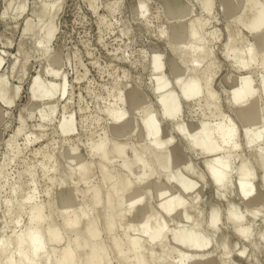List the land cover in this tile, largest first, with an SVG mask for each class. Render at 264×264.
Wrapping results in <instances>:
<instances>
[{"label":"bare ground","instance_id":"obj_1","mask_svg":"<svg viewBox=\"0 0 264 264\" xmlns=\"http://www.w3.org/2000/svg\"><path fill=\"white\" fill-rule=\"evenodd\" d=\"M3 1L0 18L9 20L12 33L17 30L14 21L26 10L47 18L56 3V0ZM86 1L90 9L98 8V0ZM159 1L166 15L176 19L177 25L170 26L173 29L170 37L179 46L171 48L174 54L169 56L166 67L160 68L161 57H155L154 70L148 77L149 93L131 81H125L130 84L124 83V88H116L113 102L106 105L111 121L98 132L96 139L90 137L85 144L70 145L73 142L65 143L61 137L62 143L56 147L55 141L46 138V129L57 113L61 114L55 133L64 136L76 129L73 113L67 114L66 105L58 103L67 92L62 65L69 56L65 58L59 50L47 46L53 28L47 27L34 41L32 51L19 41L20 58L0 50V102L7 107L17 104L30 77L33 65L29 57L35 52L46 53V62L40 63L31 78L28 101L19 108V125L6 140L0 131V142L6 147L0 160V264H223L221 257L236 247V237L218 229L219 208L204 203L203 184L211 180L213 185L223 186L230 179L228 183L235 182L239 195H244L241 190L246 177L255 171L241 154H235L237 145L229 146L234 142L231 139L237 125L219 121L214 125L196 124L177 118L183 101L195 98L201 109L208 110L201 111L204 117L220 115L218 88L215 90L213 82L221 76L222 72L218 75L217 72L223 65L216 61L209 44V38H216L218 31L207 29V19L197 15L189 1ZM219 1L224 13L239 17L237 23L241 28L226 37L224 52L231 61V72L221 76L220 84L230 92L233 102L242 95L248 96L249 100L236 111V116L244 135L259 141L264 119L254 95L260 88L264 92V0H241L234 5L228 4L229 0ZM119 2L108 0L104 7L113 11ZM129 3L133 16L135 12L142 17L147 14L146 0H129ZM201 4L207 13L213 6L212 0H201ZM235 53L247 54L248 60L237 59ZM3 55L11 56L8 73L1 71ZM242 69L249 70L247 76L238 75ZM252 69L261 73L258 75L261 82H255ZM47 70L53 73L54 81L44 78ZM10 78L17 83L10 82ZM151 96L154 101L150 100ZM6 115L0 105V125ZM33 116L38 117V123L27 126L26 119ZM229 117L227 123H233L234 119ZM167 119L172 121L170 128L161 125ZM256 124L261 128L249 129ZM174 133L195 153L200 167L193 162L180 166ZM39 140L45 143L30 150L34 161H28L24 151ZM251 156L259 169H256L258 178L264 183V149L252 151ZM17 160L22 167L13 170L11 165ZM37 170L45 185L41 190ZM233 170L236 172L229 177ZM221 198L227 205L229 221L243 217L232 203L230 192ZM245 203L250 204L247 200ZM205 212L208 215L203 221ZM261 213V207L251 210L255 217ZM244 226L239 234L246 238L249 227ZM208 228L213 233L209 234ZM216 240L220 241L218 255L201 250Z\"/></svg>","mask_w":264,"mask_h":264},{"label":"rangeland","instance_id":"obj_2","mask_svg":"<svg viewBox=\"0 0 264 264\" xmlns=\"http://www.w3.org/2000/svg\"><path fill=\"white\" fill-rule=\"evenodd\" d=\"M98 1L100 2L101 0ZM98 1V8L96 10H92L90 9L89 3L86 0H56V3L54 6H52L50 14L47 18H40L36 13L32 14L30 10H26L20 17H18L14 21L17 24V30L14 33L9 30V20H2L0 18L1 51H6L8 52V54H14L20 58V56L17 54V44L19 43V41L23 42L26 49L32 51L34 49V41L39 39V37L45 33L47 27H52L54 32L51 39L48 41L47 46L49 47V49L52 48L59 50L63 57L65 56V58L66 55L69 56L68 59H65L62 65V70L65 74V80L67 82L68 93L66 92V94L63 96L64 98H59L58 103L59 105H66L67 114L73 113L76 129L73 133L69 135L66 134L64 136L60 135L59 133H55V124L57 123L56 121H58L61 114L57 113L53 117V120H55L52 122V125L46 129V138L49 139L52 143L55 141L54 143L57 144L55 145L56 147H58L60 143H62L61 140H59L61 139V137L65 143L69 144L70 142H73L70 143V145L78 143L85 144L87 139H89L90 137L96 139L98 132L100 134L102 128H104V126H107L111 121V118H109V115L107 113L106 105L108 106V103L113 102V95H117V89L122 87L124 88L126 83L130 84L125 81H131V84L134 82V85L140 87L141 89L143 88L142 90L144 92L149 93L150 90L148 87V77L154 70L153 61L155 57H161L160 68L166 67L165 65H167L168 63V58L173 53L171 48L175 49L179 46L178 42L172 41L170 37L173 31V29H170V26L177 25L176 19L166 15L165 7L162 3H160L159 0H146L147 14H145L143 17L138 16L139 14H137L136 12L133 16L129 0H120L119 4L117 5L118 7H116L113 11H109L104 7L105 3H107L108 0H102V2H100L101 5ZM110 1L113 2L114 0H109V2ZM181 1H189L197 15H199L201 18L207 19L206 26L208 27V30L215 29L216 31H218V35L216 38H209L211 51L216 57L214 58L217 59L216 61H219L218 63L220 65H223L221 71L219 69L220 72L217 70V75L222 72L223 75L221 73V76H224V74H226L227 72H231V70L229 69V64L231 61H229L230 59L227 53L224 52L225 43L228 33L236 30L240 31V24L237 23V19L239 17L237 15L224 13L223 7L219 0H212L213 6L210 9L209 13H207V11L202 6L201 0ZM240 1L241 0H229L228 4L234 5ZM3 3L4 1L0 0V11L3 8ZM139 18L141 21L139 20ZM144 23H146V25H144ZM124 28H127V31H121V29L123 30ZM120 31L123 33H121ZM247 38H249V42H252L250 35H247ZM235 54L237 55V59L242 58L243 61L248 60L247 54ZM44 56H46V53L44 55H41L35 52L29 57L28 60L33 65V67L30 71V77L23 85L21 95L19 100L17 101V104L12 107H7L0 102V105L7 113L3 124L0 125V131L3 134L4 140H6L11 131L19 125V108L28 101L31 78L36 75V71L39 69L40 63L46 62ZM3 58L4 61L2 63L1 71H6V73H8L11 56L3 55ZM81 63L83 65L79 66V64ZM110 67H113L114 69ZM242 70L239 71L238 75L240 77L247 76L249 70ZM47 71L48 72L45 73L44 78L48 81H54V75L51 70ZM253 71L255 70L252 69V72ZM114 74L116 75V77L114 76ZM123 74L125 75V77ZM260 74L261 73L258 72L257 69L255 73L253 72L252 74L253 79L256 83L261 82V76H258ZM128 75L131 76L129 77V79L127 77ZM113 76L114 78H112ZM122 76L125 79H122ZM221 76L218 75L216 79L218 83L216 80H214L213 82L216 89L212 84L215 90H217L218 88L217 93L220 106L219 110L221 109L219 116H215V118L212 116L211 118L213 119H211L207 114L204 117V115L202 114L203 111L205 110V112L207 113L208 110L206 107H203L202 110L201 106H199L198 104V99L195 98L194 100H186L187 102L183 101L182 112L177 118L183 120L186 119L187 121H192V123L196 124L201 122H210V125L212 123V125H214L219 121L220 123L226 125H237L236 127L238 129L231 139V141L234 139V142L229 143V146L235 144L239 147L235 151V154H241L245 158V161L249 163V165H252V167L254 166L253 168L255 174L246 177V183L245 185H243V188L241 190L242 192H244V195L242 196L239 195L240 191L236 187L235 182L228 183L230 179L225 182V186L213 185L211 180L207 179L208 181H210V183L205 180L206 182H204L203 184V201H205L204 203L206 204L217 206L219 208L220 224L218 229L223 230L226 235L235 236L237 239L236 247L228 254L221 257L222 263L264 264V183L260 180V178H258L259 175L257 170L259 169L254 163V160L251 156L252 151L256 152L262 151L264 149V132H261V138L259 139V141L252 140L249 134L244 135V130H242L243 128L239 120L237 119L236 111L240 107L245 106V103L249 100V98L247 95H242L239 98L233 99V102L230 92H226V88L220 84ZM58 79L59 78L56 77V81H58ZM139 79H142L144 81L141 82L139 81ZM9 81L17 83V81L12 78H10ZM143 82L146 83L142 84ZM114 83L116 84V86L113 85ZM111 87L115 89L111 90ZM111 95L112 97H110ZM254 96H256L258 99V106L262 110V117L264 119L263 90L261 88L258 89ZM153 99L154 97L151 96L150 100L154 101L155 99ZM200 105H204L203 102H201ZM103 106H105L106 109ZM229 116L234 119L233 123L230 121H228L227 123V120L230 119ZM80 119L82 121L79 122ZM167 120H165V122H162L161 125L165 128H170L171 120ZM37 123V116L26 119L27 126L36 125ZM259 128H261V125L258 124L249 127L250 130H256ZM92 133L94 136L92 135ZM174 134V144L178 145L177 156L180 160V166H184L188 162H193L199 165V162L196 161L198 157L195 155V153H193L192 151L190 152V150L187 149L186 143L181 140V137H177V133ZM66 139L68 140V142L66 141ZM44 143L45 141L42 140L36 141L35 144L32 143L29 148H27L26 152L24 151V157H27L28 159H26L28 161H34L30 150L34 147L37 148V145L40 146ZM0 150L1 160V158H3V155L6 153V147L2 142H0ZM195 156L197 157V159H195ZM30 157L32 159H30ZM11 167L13 170L21 169L22 163L20 160H17L15 164L11 165ZM202 168L203 167L201 166V169ZM202 170L205 171L204 169ZM38 172L39 171L37 170V177L39 180L38 188L39 190H41L44 189L45 185L41 180L40 173ZM232 172L233 174L231 173L232 175L230 174L229 177L233 176L236 171L233 170ZM94 179L95 177L93 178V180ZM40 183L42 184L40 185ZM227 191L231 193L232 203L243 215L241 219L235 221L228 220L227 205L221 198V196L226 194ZM2 196H4V194ZM245 200H247L250 204L248 205L247 203H245ZM210 205L206 206L207 211L209 210ZM255 207L263 208V213H261L258 217H255L251 214V210ZM207 215L208 213L205 212L203 221L207 219ZM203 221L202 223H204ZM244 225H247L249 227V233L246 238L239 234V230L242 229ZM207 230L209 234L213 233L212 229L209 230L208 228ZM219 242V240L210 242L207 246L201 248V250H203L205 253L209 252L213 256L218 255L220 249Z\"/></svg>","mask_w":264,"mask_h":264},{"label":"built area","instance_id":"obj_3","mask_svg":"<svg viewBox=\"0 0 264 264\" xmlns=\"http://www.w3.org/2000/svg\"><path fill=\"white\" fill-rule=\"evenodd\" d=\"M78 10H80V9H78Z\"/></svg>","mask_w":264,"mask_h":264}]
</instances>
